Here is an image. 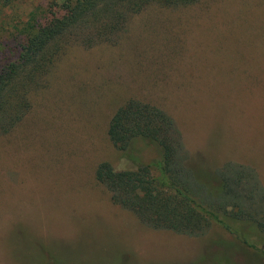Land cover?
<instances>
[{
  "label": "rangeland",
  "instance_id": "1",
  "mask_svg": "<svg viewBox=\"0 0 264 264\" xmlns=\"http://www.w3.org/2000/svg\"><path fill=\"white\" fill-rule=\"evenodd\" d=\"M62 2L0 0V44L24 40L27 22H45ZM73 39H57L46 86L33 91L12 133L14 152L0 155V264H264L262 252L217 223L200 235L146 225L93 176L100 160L120 166L106 130L134 91L171 113L188 166L236 180L229 194L201 198L221 214L241 209L260 220L261 231L237 226L264 248V0L152 7L129 18L121 41L89 47ZM160 40H184L177 70L164 65L168 75L155 85L128 83V71L163 67ZM227 40L240 42L230 51ZM138 147L146 161L154 157Z\"/></svg>",
  "mask_w": 264,
  "mask_h": 264
},
{
  "label": "trees",
  "instance_id": "2",
  "mask_svg": "<svg viewBox=\"0 0 264 264\" xmlns=\"http://www.w3.org/2000/svg\"><path fill=\"white\" fill-rule=\"evenodd\" d=\"M199 1L63 0L57 15H51L43 23L34 19L27 22L24 40L0 44V155L14 152L8 148L12 133L30 113L33 91L46 86L50 68L58 57L52 52L61 41L57 39L72 35L75 36L72 42L89 47L100 42L115 43L124 37L131 16L152 7L186 8ZM238 41L227 40L225 43L233 51ZM150 43L155 44L152 40ZM184 46V40H160L156 48L160 54L155 59L163 67L155 68L151 73L140 68L128 71V83L140 88L165 79L168 72L164 65L168 64V69L176 71L173 66ZM206 57L204 54L193 59L198 63ZM220 59L219 53L218 61ZM212 61L215 63V59ZM106 136L121 163L115 166L109 160H100L94 167L93 176L109 192L114 203L156 229L200 235L212 223H217L240 243L264 254V248L251 239L249 232L237 226L249 229L256 225L257 231H261L260 220L241 209L234 213L223 207L221 214L215 210V200L208 204L202 200L205 191L229 194L233 191L229 189L230 184L236 180L226 174L205 177L188 166L189 152L182 133L171 113L159 102L130 92L109 118ZM138 144L152 148L154 157L146 161L143 148Z\"/></svg>",
  "mask_w": 264,
  "mask_h": 264
}]
</instances>
